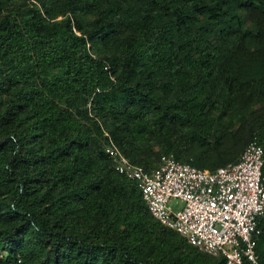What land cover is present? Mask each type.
<instances>
[{
  "label": "trees",
  "instance_id": "obj_1",
  "mask_svg": "<svg viewBox=\"0 0 264 264\" xmlns=\"http://www.w3.org/2000/svg\"><path fill=\"white\" fill-rule=\"evenodd\" d=\"M105 132L147 170L264 142V0H0V264H225L150 214ZM255 240L264 264V216Z\"/></svg>",
  "mask_w": 264,
  "mask_h": 264
},
{
  "label": "built area",
  "instance_id": "obj_2",
  "mask_svg": "<svg viewBox=\"0 0 264 264\" xmlns=\"http://www.w3.org/2000/svg\"><path fill=\"white\" fill-rule=\"evenodd\" d=\"M104 134V151L114 170L136 182L156 220L198 250L223 255L225 264H258L255 233L264 216V142L249 141L236 161L214 170L179 161L171 153L147 170Z\"/></svg>",
  "mask_w": 264,
  "mask_h": 264
},
{
  "label": "rangeland",
  "instance_id": "obj_3",
  "mask_svg": "<svg viewBox=\"0 0 264 264\" xmlns=\"http://www.w3.org/2000/svg\"><path fill=\"white\" fill-rule=\"evenodd\" d=\"M30 1H33V0H30ZM246 24L248 25L249 22L246 21ZM248 94H249V92H246V96ZM241 106L235 105L231 110L227 111L226 113H221V111L216 109L214 111V114L219 117L218 124H220V125H222L224 127H229L230 129H231V127H236V124H235L234 120H235V116H236L237 112L239 111V108H241ZM253 106L254 107L258 106V102L255 101V104ZM156 149H157V147H156ZM176 202H177L176 200H173L171 202V204L175 205Z\"/></svg>",
  "mask_w": 264,
  "mask_h": 264
}]
</instances>
